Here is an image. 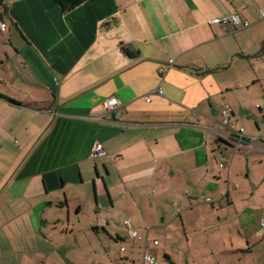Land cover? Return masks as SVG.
Segmentation results:
<instances>
[{"label":"crops","instance_id":"obj_1","mask_svg":"<svg viewBox=\"0 0 264 264\" xmlns=\"http://www.w3.org/2000/svg\"><path fill=\"white\" fill-rule=\"evenodd\" d=\"M263 12L264 0H89L68 13L10 0L11 49L32 73L9 88L18 77L3 47L0 93L19 103L0 97V258L148 264L143 243L126 239L131 218L165 264H230L215 253L230 215L248 246V209H264V176L250 167L264 171ZM230 14L250 25L210 22ZM112 95L117 110L104 106ZM226 104L255 137L241 154L221 142Z\"/></svg>","mask_w":264,"mask_h":264},{"label":"rangeland","instance_id":"obj_2","mask_svg":"<svg viewBox=\"0 0 264 264\" xmlns=\"http://www.w3.org/2000/svg\"><path fill=\"white\" fill-rule=\"evenodd\" d=\"M19 10H20V6H19ZM3 18H4L3 20L5 21V23L7 22L6 24L8 25V29L10 26L11 30L10 31L8 30V32H3L0 28V55L2 56V58L4 60L7 61V57L5 56L6 52L3 51V47L4 48L10 47V49L8 51L10 60L7 61L8 65L6 67L8 68L9 71H11V73L8 74V76L18 77V78L15 81H13V84L9 88H12L13 90L14 89L19 90L20 89L19 86H21V84H23V83L21 82L18 74H20L22 76V78L27 77V76H25L26 74L31 75L32 66L31 65L27 66V62H26L27 59L22 53L16 52L15 50L11 49L12 46L10 45V41H11L10 39L16 37V41H17L19 39V33L16 30L15 26L12 25L11 19L8 15L4 16ZM0 22H1V19H0ZM23 63H26V66H25L26 69L25 70L21 69V68H23ZM1 69L2 68L0 65V74H1ZM0 88L7 90L8 86H4V84H2V81H0ZM16 90H14V91H16ZM10 91L13 95L19 96L18 93H14V92H12V90H10ZM13 100L17 101L16 99H13ZM21 140L22 139L19 136L18 137L14 136L12 139V142L17 145V143H19ZM231 149L235 150L234 147H231ZM232 150H230V151H232ZM235 153H237V152H235ZM241 153H242V151L238 152V154H241ZM252 163L253 164H250V167L252 170L251 178H254V177L256 178V176H260V175L262 176V174L264 176L263 169L259 170L261 173L255 172V169H256L255 165H258V164H256L258 162L253 161ZM221 166H222V164H221ZM246 170H247V168H246ZM248 180L249 179L242 180V178H236V180L233 181V184L238 183V185L240 187L241 186L242 187H246V186L249 187V185H251L254 188V185L252 183L248 184ZM248 212L250 214L249 225H248V228L246 229L247 236L250 237L248 246L246 244L247 239H245L243 235H238L235 225H233V223H230V221L233 222L235 219L238 218V213H236V211L232 212V214L230 215L231 217L229 219L230 221H229V223H226V226L224 228L225 233L227 235V240H228V243H226V245H225L226 248H224L222 241H220V240L218 241L219 249H220V251L222 250V252L215 251L216 255L219 258H223V256H225L226 258H228V260L231 259L230 264H264V226L262 225V221H259V216H261V214L264 213V209H260L258 211L248 209ZM232 245L234 246L233 248L231 247ZM153 246H155V245H153ZM237 247H244V250H238V251H234V252L225 251L227 248L229 250H231V249H234ZM113 250H115V253L117 256L122 254V251H120L119 246L118 247L115 246L113 248ZM153 255H155V254H153ZM158 258H159V264H162V263L165 264L164 257H163V259H161L162 257L160 258L158 256ZM0 260H2L3 264H13V263H16V261H18V262L20 261L19 257H17V256L15 257L14 255H13V257L0 258ZM74 260H75V262H77L76 259H74Z\"/></svg>","mask_w":264,"mask_h":264},{"label":"built area","instance_id":"obj_3","mask_svg":"<svg viewBox=\"0 0 264 264\" xmlns=\"http://www.w3.org/2000/svg\"><path fill=\"white\" fill-rule=\"evenodd\" d=\"M262 14L264 16V12ZM210 22L218 23L222 25L225 29L227 28L228 25H232L236 30L240 28H246L250 25L248 21L242 20L238 14H230L223 17H215ZM0 28L2 31H6L8 30V25L5 22H0ZM157 91L159 93L162 92L160 88ZM104 106L107 110H117L118 108L121 107V101L117 96L112 95L104 101ZM222 115H223V120L220 123L221 129L227 128L229 131L228 132L220 131V136L222 137L221 139L233 145L235 152L242 151L245 146V143L255 140V137H251L245 134V130L243 127L236 128L235 125L231 122L232 109L230 105L226 104L223 106ZM261 139H264V136L261 137ZM103 152H104L103 148L100 145H96L93 154H98ZM261 221H262V225L264 226V218ZM123 224L126 232V239L130 243L132 244L143 243V248H142L143 262L148 264H159L158 257L153 255L149 251L150 245L157 246L159 244V241L157 239L150 240L147 233H141L139 228L134 227V221L131 218L124 219ZM120 250L122 252L126 251L127 247L124 244H122L120 246Z\"/></svg>","mask_w":264,"mask_h":264},{"label":"trees","instance_id":"obj_4","mask_svg":"<svg viewBox=\"0 0 264 264\" xmlns=\"http://www.w3.org/2000/svg\"><path fill=\"white\" fill-rule=\"evenodd\" d=\"M89 1V0H55V2L60 6L61 10L64 13H68L70 11H72L73 9H75L76 7H78L79 5H81L82 3ZM9 2L10 0H0V19L1 22L3 21V17L7 15L8 13V8H9ZM105 25H107V23H105ZM121 50L123 51V53H125L126 55H129L131 57H135L139 52L138 51H132L129 47H126L124 45L121 44ZM0 97L2 98H6L8 99L10 102L12 103H19L18 101H14L12 98H9L5 95H3L2 93H0ZM257 107H261V105L257 106ZM221 141V140H220ZM224 144H229L227 141H224L222 139L221 141Z\"/></svg>","mask_w":264,"mask_h":264}]
</instances>
